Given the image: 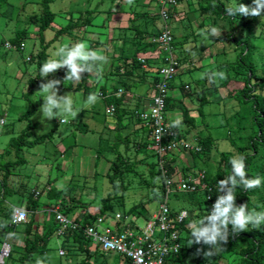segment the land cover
<instances>
[{
    "label": "rangeland",
    "instance_id": "obj_1",
    "mask_svg": "<svg viewBox=\"0 0 264 264\" xmlns=\"http://www.w3.org/2000/svg\"><path fill=\"white\" fill-rule=\"evenodd\" d=\"M41 1L0 0V121L4 122L0 123V165L18 159L15 150L9 152L7 149L11 141L17 139L29 123L36 124L30 140L47 134L53 136L45 143L32 148H23L19 158L24 159L25 162L8 178L9 190L6 195L0 194V202L3 204L2 210L8 211L14 206H25L32 193L36 192L41 194L39 204L42 210L51 211L59 207H62V210L75 206L67 216L69 219L82 221L85 213H90V210L93 212L90 214L95 215L96 211L98 212L96 214L99 215L101 204L112 192L108 173L111 165L118 158H130L135 161L144 160L147 157L150 163H155L157 159L152 147L142 151L138 149L139 139L147 138V135L143 134L145 131H142L140 137L133 135L126 141L128 131L118 132L119 127L116 126L115 120H112L113 118L109 114L112 103L110 98L101 97V94L117 92L123 87L118 75L125 72V68L119 70L118 66L108 59L107 63L102 65L103 71L100 77H90L91 74L83 73L79 85L73 87L67 81L63 83L66 69H59L55 73L49 74L47 78H42L35 56L38 51L46 47L49 58H56L54 54L59 47L70 46L78 41H85L90 49L97 50L106 57L112 56L115 51H118L117 48L113 49L112 44L122 41L123 47H125L122 50L127 55L126 61L129 64L133 57L145 58L151 62L156 55L158 59H161L162 54L158 53V45H156L153 55L150 51L147 52L140 49L139 46L137 47L135 44H138L141 39L134 36L133 30L128 29L132 25L130 18L135 17V22H140V16L134 12L144 10L141 6H144L145 1L148 3V0H138L139 8H136L134 4L136 0H133L131 5L127 3V0H55L51 5V10L56 15V19L44 33L45 44H40L38 26L31 24L33 18L40 14ZM239 3L251 5L252 0H225L226 6ZM88 10L93 11V16L90 17L91 23L85 27H76L69 33L57 35L58 31L71 23V18L74 19L72 21L77 22L81 15ZM131 11L132 13H130ZM154 11L155 9L149 10L152 13ZM157 13H160L159 9ZM129 14L130 17H128ZM198 17L201 18L202 15H198ZM190 18H192L193 26L189 32L188 43H184L186 41H184L183 24L173 25L171 32L176 38V44H193L192 46H183H185L184 50L193 58V62L195 61L194 64L196 63L198 69L192 67L194 70L188 72L191 64H183L179 78L171 91L173 98L185 100L179 87L181 83H188L191 88L190 96L193 97V100H190L195 102L197 107L202 103L203 91H212L209 92L210 102L205 105L207 115L205 125H200L198 131L204 137L212 136L215 140L214 146L203 153L196 154L195 149L199 148V143L194 139L196 135L194 132V135L186 141L192 151L182 146L176 151L178 152V165L184 167L189 165L190 176L197 179L202 172L215 176L224 154L228 158L237 155V148L249 140V136L253 132V123L251 104H245L238 98L245 88L244 79L249 75V72L237 63L238 53L233 49L234 43L231 42L230 17L219 19L213 15L206 20L205 15L198 21L196 16L190 13ZM247 20H251L250 26L254 29V42L258 47V51L254 54V69L260 72L264 63V13L260 17L238 16L234 22L235 27L231 28L233 32L237 33V35L235 34L237 38L244 36L243 32L245 33L246 30L244 26ZM157 24L158 21L156 22L158 29ZM227 26L228 28H226ZM176 27L181 29H176ZM212 27L220 31V36H228L226 42L221 44L226 54L215 56L214 60L212 56L216 55V50L220 45L215 43L217 37L209 35V29ZM25 31H28L29 34L24 38L25 48L21 51L13 46V42ZM124 39L127 40L124 41ZM191 47L192 51L189 50ZM202 50L208 53V60H212L211 63L206 60L200 61L197 57L195 59V56ZM32 57L34 59L29 61ZM216 58L218 59L216 60ZM234 63L237 64L235 65L237 67H234ZM238 66H241L240 69ZM213 72H224L226 78L214 82L211 79ZM38 75L40 77L37 78L36 84L32 85L31 80ZM85 75L86 79H84ZM52 79L61 80V84L58 86V95L72 93L74 112L61 115L59 119L63 121L62 123L58 118L41 122L42 113L39 109L43 100L42 96L35 93L39 90L41 82ZM201 79H203L202 82L199 81ZM252 81L256 83L258 80L254 77ZM151 82L152 76L149 75L147 84L144 86V89L147 87L149 93H152L151 89L155 91ZM89 93H96L99 96L98 102L90 107L84 104ZM185 102L190 107L189 99H186ZM34 109L35 112L28 117L27 115ZM23 116H27V118L23 120ZM198 120H201V117H198ZM249 153H253V151L250 149ZM260 157H264V147L260 148L259 159ZM147 169V165H139L138 170L129 176L132 187L129 188L123 200V206H115L114 210L107 214L106 222L98 228L100 233L104 234L108 227H115L116 220L112 217L116 214L125 215L127 223L141 229L159 211L161 202L154 194L155 185L159 184V181H151L149 185L141 184L144 176L146 179H150ZM49 187L54 189L51 194ZM182 195L184 199L187 196L186 194ZM173 201L174 199L171 198V207ZM134 206H137L136 212L129 213ZM50 214L53 216V213ZM43 216L45 214L35 215L37 219ZM24 230L25 225L15 226L11 219H6L1 215L0 259L2 255L5 259L0 264H24L26 242L28 238L36 239L35 234L28 237ZM55 235L50 236L47 250L43 252L39 249L40 251L34 255L32 260H27L26 264H37V261H40L41 264H82L85 255L72 244L65 243L62 238ZM189 239L188 232H185L182 236V254L185 253L184 256L187 260L201 257L219 264H238L240 262L239 256H225L222 255V251L211 258H205L202 252H197V249L207 251V246L188 245ZM6 244L12 245L13 252L10 251L11 248L5 247ZM90 248L95 254L92 257V263L124 264L123 257L116 253L98 251L94 245H90ZM63 250L66 253L65 256L60 255Z\"/></svg>",
    "mask_w": 264,
    "mask_h": 264
},
{
    "label": "trees",
    "instance_id": "obj_2",
    "mask_svg": "<svg viewBox=\"0 0 264 264\" xmlns=\"http://www.w3.org/2000/svg\"><path fill=\"white\" fill-rule=\"evenodd\" d=\"M55 0H42L40 2L41 5V11L38 17H34L31 21V24H34L38 26V32L40 35V44H45L44 42V33L50 28V26L54 23L56 19V15L52 13L51 5L54 3ZM180 4H184V0H179ZM189 1V7L185 10H179L178 8H175L173 10H170V21L168 22L170 29L173 27V25L181 23L184 26L185 34H184V43H188L191 32L192 24V18H190V13H193L197 20L199 21L203 16L206 15V20L211 16H217L219 19H225L230 17L229 26L231 34V42L234 43V50L238 53V61L237 63L244 67L247 72H249V75L244 79L245 80V88L242 91V95L239 96V100H242L245 104H251L252 106V128L253 132L249 136V140L244 145H240L237 148V153L239 155L244 156L245 158V165H246V173L248 178H256L260 177L262 180V184L258 188H254L251 190H245L243 187H237L235 189V196H236V205L239 206L241 204H247L248 210L251 211L252 209H255L256 211H264V157H260V148L264 147V63L262 65V70L258 72L255 71L254 67V54L258 51V47L254 42V29L252 26H250L251 20H247L245 22V33L243 32V37L237 38V33L233 32L231 28H234V22L238 16H228L225 13V0H187ZM138 0L134 2L136 8H139V5H137ZM191 5V7H190ZM185 6V5H183ZM165 6L160 4V1L158 0H148V3L144 4L143 8L144 10H139L138 12H134L136 15L140 16V22L136 23V18H130V21H132V25L129 27V29L133 30L135 32V36L140 38V43L143 44V49L148 50L150 45H153V49H156V44L151 41V37L154 34H158L160 31L156 28V22L161 19L159 13H157L158 9L164 8ZM134 9V8H133ZM155 11L149 12V10ZM205 11H204V10ZM133 11V10H132ZM93 11L88 10L85 14L81 15L79 20L77 22L72 21L74 20L71 18V23L68 24L67 27H64L62 30L58 31L57 35H61L64 33H69L71 30H74L76 27H85L87 24L91 23L90 17L93 16ZM132 13V12H131ZM204 13V14H203ZM157 14V15H156ZM192 15V14H191ZM202 15V17H198ZM208 15V16H207ZM179 17V19L177 18ZM228 28V26L226 27ZM244 28V29H245ZM173 29V28H172ZM176 29H181L180 27H176ZM210 30V29H209ZM208 30V31H209ZM29 34L28 31H25L22 33V35L15 39L13 42V46L17 49L23 51L25 48V44L23 43L24 38L26 35ZM236 34V35H235ZM228 39V36L223 37L219 36L215 39V43L217 45H220V47L216 50V55H213L212 58L214 60L215 56L219 57L222 56V54H226L225 49L221 47V44L225 43ZM175 44H174V51L176 52V48L178 45H187V44H176V38L174 36ZM197 41V39H195ZM144 41V42H143ZM145 44V46H144ZM49 45V44H48ZM232 46V44H230ZM185 47V46H183ZM148 50L147 52H149ZM191 51V50H190ZM205 51V50H204ZM208 57V56H207ZM183 58V57H182ZM34 58L32 57L29 59V61H32ZM36 63L38 65V69L40 70V67L42 64L49 59V55L47 52V48L43 47L42 50L38 51V53L35 56ZM218 58H216L217 60ZM184 62L180 65L178 69V75L176 78L172 80L170 83V88L172 89L173 82L176 81L179 78L181 69L183 68V64L188 65L191 64L189 67L188 72L194 69H198L196 66V63L194 64L193 58L191 56L186 57L184 55V58L181 59ZM148 61V60H147ZM212 60L209 59V63H211ZM148 68H154L157 66V68L160 67L159 63H156L154 60L151 62L148 61ZM130 65L133 68L134 74L138 73V76L142 80L148 79L149 76H147L148 68L143 69V65L141 64V59L132 58ZM234 67H237L233 64ZM241 66H238L239 69ZM194 67V69L192 68ZM221 67V66H220ZM185 71L186 73H188ZM40 72V71H39ZM31 80V84L34 85L37 82V78ZM125 77V76H122ZM254 77L257 78V82L253 83L252 79ZM84 79H86V75L84 76ZM123 87L120 88L124 91L121 98H115L111 102L112 104H115L117 109L115 111V117L118 115V117L121 120V103L123 101V98L125 96V92L129 90L130 83L129 81L122 80ZM161 80V76L154 75L152 76V87L156 89V85ZM200 82L203 81V79L199 80ZM132 85V84H131ZM180 91L183 93L185 100L191 99L190 91L191 88L189 87V84L182 83L181 84ZM105 88V92H106ZM209 92L212 91H203L202 97H201V105L199 107L196 106L195 102H191L190 104L192 106H196V113L197 116H193L192 110L190 107L186 104L185 100H181L177 102V104L174 103V99L171 95V90L168 95L167 99V122L170 124V132L173 133L172 136H168L164 140V145L172 144V143H179L178 149L181 147L183 142H186L189 137L195 135V140L201 145L202 152H197L196 154L203 153L204 151L210 149L214 146L215 140L212 138V136L209 137H203L199 130L198 125V117H201L202 123H205L206 114H205V105L208 104L209 101ZM106 95V93H104ZM154 97V96H153ZM178 106L181 110V121L179 126H173L169 122V116L168 111L171 107ZM35 112V109L30 112L28 117L31 116L32 113ZM141 112L137 111V118H139V114ZM27 116H23V120L27 118ZM140 119V118H139ZM173 120V119H172ZM149 131V135L146 138V144L149 146H154V139L152 136V127L148 124L143 123L140 121ZM173 122V121H172ZM205 125V124H204ZM203 125V126H204ZM36 126V124L29 123L25 129L21 132V134L18 136L17 139H14L11 141L8 147V151L11 152V150L16 151V155L18 159L16 161H11L6 163L5 165H0V194L6 195L8 193V184L7 180L12 175V173L17 170L18 167H20L25 160L22 158H19L21 151L25 147H35L38 144L45 143L47 140L52 139V134H47L45 136L36 138L34 140L31 139V133L33 128ZM85 132V131H84ZM88 132V131H87ZM151 137V138H150ZM127 139V137H126ZM140 142V141H139ZM144 142V141H143ZM145 144V145H146ZM183 147V146H182ZM252 150L253 153H249V150ZM176 150V151H177ZM175 151V152H176ZM172 154L165 156L164 158H161L155 150V157L157 161L155 163L148 162V158L146 157L144 160H135L133 161L130 158H118L116 162H114L109 170L108 177L110 180V183L112 185V192L109 194L108 198L103 201L99 208V215L95 214L92 215L89 212L85 213V216L83 217L82 221L85 224L93 225L97 222V220L100 217H103L104 219H107V214L110 211H113L115 206H123L125 196L129 190L130 187H132V183L129 181V176L136 172L139 168V165L148 166L150 179L142 178L141 184L149 185L151 181H159V184L155 185L154 194L157 196V198L162 202L163 197L166 193V185H165V175L168 178H172L177 183V176L179 175L178 171L174 168L172 165V159L170 158ZM231 158V157H230ZM230 158H228L225 154L223 155V158L220 162V168L215 176H210L209 174L205 173V179L201 182V186H208L212 189L213 197L216 200L218 195L222 193H218L217 188V182L220 180H223L226 178V176L231 174V165L229 163ZM186 170V169H184ZM185 178H189L190 174L185 172L183 174ZM176 177V178H175ZM158 190V192H157ZM54 191V189L50 190V194ZM41 195V194H40ZM40 195L36 192H33L30 199L26 203V209L30 212H37L41 208V205L39 204V197ZM175 195H179L176 193ZM185 199H183V204L179 207H171V210L173 213L175 212H181V211H189V212H195L196 215L193 216L190 220H187L182 225V231L189 229V224L191 221L200 219L203 216H206L209 212L207 200L205 197V193L203 191L197 192V193H186ZM3 204L0 202V217L3 215L6 219H11L13 216V210L3 211L2 210ZM75 208V206H73ZM73 207L64 208L60 211L61 213L67 215L73 210ZM87 207V206H86ZM137 206H134L131 208L129 213L136 212ZM117 215L121 216V219H117ZM109 218V216H108ZM113 219L117 220L116 228L117 230L124 229L123 226L126 227H135V225H132L131 223L126 222V217L123 214H116L112 217ZM76 221H79V219H75ZM34 224V219H32L28 225L23 224L26 226V230L24 231L27 236L35 234L36 239L30 240L28 238L26 242V250L25 254L23 256L24 264H26L27 260H32L34 255L39 252L41 249L43 252L47 250L48 247V240L50 236L56 234L57 224L56 220L54 218V226L49 227V230L42 231L41 233L38 230V226ZM32 229H34V232H32ZM229 231L231 232V225H229ZM63 240H65L66 243L72 241V245L77 249L80 250L84 255L85 258L82 260V264H92L91 263V248H90V241L84 238L81 234L78 233H67L65 237H62ZM95 255V254H93ZM222 255H237L240 257V262L238 264H264V225H261L259 229H253L251 225H249L247 231H242L239 234L236 235H230L228 243L224 245V250L222 251ZM224 256V257H225ZM169 264H219V263H212L209 261V259H202L201 257L194 258L193 260H187L186 256H181V258L173 259Z\"/></svg>",
    "mask_w": 264,
    "mask_h": 264
},
{
    "label": "built area",
    "instance_id": "obj_3",
    "mask_svg": "<svg viewBox=\"0 0 264 264\" xmlns=\"http://www.w3.org/2000/svg\"><path fill=\"white\" fill-rule=\"evenodd\" d=\"M165 6L162 11V27L158 34L153 35L152 42L159 46L158 53L162 54V58L158 59L156 55L153 59L160 64L158 68L161 80L156 85V94L152 98L151 106L139 114L140 120L152 127V136L156 153L164 158L178 149L179 143L164 145V140L168 136H172L170 132V124L167 122V99L171 90L170 83L178 75L180 66L179 59L174 51V37L169 27L168 21L170 15L168 8H177L180 4L179 0H163ZM144 68H148L149 64L146 59H141ZM123 90L116 93L101 94V97L110 100L121 98ZM117 107L112 104L109 114L115 117ZM186 149L192 148L187 142L181 144ZM196 152H202V148H196ZM165 175L166 193L160 203L159 211L152 217L144 228L126 227L122 230L115 228L105 229V233L99 232V227L103 224L104 218L100 217L93 225L85 224L81 221L69 219V217L60 211V207L53 212V218L56 220L57 229L56 236L65 237L67 233H78L90 241L91 245L96 246L98 251L104 253H116L122 256L127 264H169L173 259L181 258L183 252L182 245V225L196 215L195 212L182 211L173 213L170 207V197L176 193H197L203 191L208 204L209 212L215 202L212 189L208 186H201V182L205 179V173L202 172L199 178L194 179L191 175L189 178L183 176L182 179L176 181ZM23 215V220H15L14 217ZM31 213L24 207H14L12 223L15 226L28 224L30 222ZM117 219H121L117 215ZM63 254V253H62Z\"/></svg>",
    "mask_w": 264,
    "mask_h": 264
},
{
    "label": "clouds",
    "instance_id": "obj_4",
    "mask_svg": "<svg viewBox=\"0 0 264 264\" xmlns=\"http://www.w3.org/2000/svg\"><path fill=\"white\" fill-rule=\"evenodd\" d=\"M162 1L163 0L160 2L161 4ZM183 2L184 4H179L177 7L181 11L189 7V1L184 0ZM127 3L131 5L133 0H127ZM164 9L165 8L160 9L159 15L161 19L157 24L158 31H160L162 27L161 20L162 11ZM173 9L175 8L167 9L169 15L170 10ZM225 13L228 16L242 15L245 17H260L261 14L264 13V0H252L251 5H245L243 3L236 5L229 4L225 7ZM177 18L179 19V17ZM209 35L212 37H219L221 33L217 28L212 27ZM54 55L56 58H49L42 64L39 70L40 76L42 78H47L49 74L55 73L59 69H66L63 83L67 81L73 87L79 85L83 73L91 74L90 77H100L103 71L102 65L107 63L108 60L105 55L99 53L97 50L90 49L85 41H78L72 43L70 46H61ZM225 78L226 74L224 72L211 73V79L214 82L218 79ZM60 84L61 80L57 79L40 83L39 90L35 94L42 96L43 100L39 109L42 113L41 122L44 120L50 121L53 118L59 119L63 114H71L74 112L72 93L58 95V86ZM98 100V94L89 93L84 104L90 107L95 105ZM62 122L63 121L60 120V123ZM0 123L4 122L0 121ZM180 123L181 121L177 120L173 126H179ZM229 163L232 169L231 174L226 176L225 179L217 182L218 193L222 194L218 195L212 205L211 211L208 212L206 216L193 220L189 224L190 239L188 245L202 244L207 246V251L204 249H197V252H202L205 258H211L223 251L224 245L228 243L230 235L234 236L242 231H247L249 225H251L253 229H259L261 225H264V211H256L255 209L249 211L247 204L237 206L235 203L236 196L234 194L237 187H243L246 191L260 187L262 184L261 178H248L245 170V158L242 155L237 154L232 156ZM23 218V215L14 217V222L17 219L23 220ZM229 225H231V232L229 231ZM37 264H41V262L37 261Z\"/></svg>",
    "mask_w": 264,
    "mask_h": 264
},
{
    "label": "crops",
    "instance_id": "obj_5",
    "mask_svg": "<svg viewBox=\"0 0 264 264\" xmlns=\"http://www.w3.org/2000/svg\"><path fill=\"white\" fill-rule=\"evenodd\" d=\"M161 2V0H158ZM147 2L145 1L144 4H146ZM161 4V3H160ZM132 12V11H131ZM130 12V13H131ZM130 17V14L129 16ZM129 29V27H128ZM135 36V35H134ZM122 38V37H120ZM127 39H124V41H126ZM134 40V38H133ZM144 42V41H143ZM137 45V47L139 46L140 49L143 47V44H141L140 42L138 44H135ZM188 46H192L193 44H187ZM113 46V49H116L118 51H115V53L112 55V56H108L107 58L111 61V62H114L115 65L118 66V69L120 70L121 68H125V72H122L120 75H118V77L121 79L120 76H125L123 77V79L125 81H129L130 83V89L127 90V92H125V96L123 98V101L121 103V111L120 113H118L119 115H121V120L120 118L118 117V115H116V118L112 119V120H115V123H116V126L119 127V130L118 132H121L122 130L124 131H128V137L126 139V141H128V139L131 137V136H137V137H140L141 134L143 133L142 131H145L143 134H146L147 137L149 135V131L148 129L140 122V119L137 118V114L136 112L137 111H140V112H143L145 110H147L151 104H152V98L153 96L155 95L156 93V89L154 91V89H150L152 90V93H149L148 90H147V87L146 89H144V86L147 84L146 80H142L139 76H138V73L137 74H134V71H133V68L129 65L128 66V62L126 61V58H127V55L124 54V44L122 43V41H118V42H115L112 44ZM145 46V44H144ZM197 48V47H196ZM123 49V50H122ZM185 48L181 45H178L177 48H176V55L179 59V62H180V65L184 62L183 59L184 58V55L186 57L190 56V54H188V52L186 50H184ZM142 50L144 51H148L150 50L151 54L153 55L155 49H153V45H150V47L148 48V50H145L142 48ZM189 50H193V48H189ZM207 54L204 50H202V52L198 53L196 56H195V59L196 57L202 61V60H206L208 63H209V60H208V57H207ZM183 57V58H182ZM142 59H145V58H142ZM187 64V63H186ZM158 65H156V67L154 68H148L146 70H149L147 71V76H154V75H158V68H157ZM145 70V68H143ZM186 71V70H185ZM177 81V80H176ZM176 81L173 82V85H172V89L173 90V86L174 84L176 83ZM132 84V85H131ZM182 84V83H181ZM180 84V86H181ZM150 86V85H149ZM181 89V87H179ZM114 93V92H112ZM116 93V92H115ZM172 91H171V95H172ZM182 93V92H181ZM210 97V95H208ZM174 99V103L177 104V102L181 101L182 99L180 98H173ZM189 102H191V100L189 99ZM196 106H192L190 105V109L192 110V114L193 116H195V113H196ZM181 113H182V110L178 107V106H175V107H171L168 111V116H169V122L171 123V125L175 124V122L179 119H181ZM206 114V112H205ZM207 116V115H206ZM173 119V120H172ZM207 119V118H206ZM205 119V121H206ZM202 120V119H201ZM201 120H198V125H204L205 123H202L200 122ZM173 121V122H172ZM200 123V124H199ZM203 136V135H202ZM204 137V136H203ZM151 138V137H150ZM139 145H138V149L140 151H142L143 149H150V147H152L154 149V153H155V145L154 146H149L146 144V139L144 138L143 140H140L139 139ZM144 141V142H143ZM146 144V145H145ZM199 147H201V145L199 144ZM173 161L171 162L172 165L174 166V168L178 171L179 175L177 176V181L179 179H182L183 178V174L185 172L189 173L188 170H189V165H187L186 167L184 166H181V165H178L177 163V160H178V152L174 153V155H172L170 157ZM182 169V170H181ZM186 169V170H184ZM176 178V177H175ZM50 189H52L51 187H49ZM173 196V197H172ZM170 197V201H171V198L174 199L173 201V207H179L181 206V204H183V195L182 194H179V195H172ZM27 205L25 206H22L24 208H26ZM15 207V206H14ZM12 207L11 209L13 210ZM55 210V209H53ZM51 210V211H44L42 209H39L37 212H30L31 213V218H30V221L32 219H34V224H33V227L35 225L38 226V230L39 232L41 233L42 231H45V230H49V227L50 226H54V219H53V216L50 214V213H53L54 211ZM95 210V209H94ZM50 212V213H49ZM90 213H93L92 210H90ZM95 214L98 213V212H94ZM38 214L39 216L40 215H43L45 214V216H43L42 218H36L35 215ZM107 219H104V222H106ZM116 220V219H115ZM116 223H117V220H116ZM28 224H26L27 226ZM26 226H25V230H26ZM35 228V227H34ZM108 228H116V225L115 227H108ZM123 228H125V226H123ZM24 230V231H25ZM32 232H34V229H32ZM187 233L188 230L186 231H182L181 233V238L183 236L184 233ZM188 235H189V238H190V232H188ZM56 236V235H55ZM59 238V237H58ZM65 242V240H64ZM66 243V242H65ZM68 244H72V241L68 242ZM5 247H9L11 248V252H13V249H12V245L10 244H6ZM10 252V253H11ZM63 253V254H62ZM97 253V252H95ZM94 252L93 250H91V256H95L93 255ZM60 255L61 256H65L66 253L65 251H61L60 252ZM183 255V254H182ZM185 255V253H184ZM183 255V256H184ZM92 257H91V261H92ZM5 259V257L2 255V258L0 259V262H3ZM123 261H124V264H127V261L122 258ZM92 263V262H91ZM92 264H95V263H92Z\"/></svg>",
    "mask_w": 264,
    "mask_h": 264
}]
</instances>
